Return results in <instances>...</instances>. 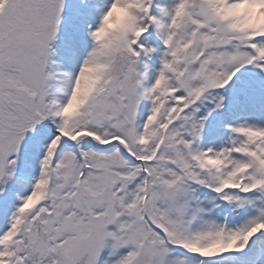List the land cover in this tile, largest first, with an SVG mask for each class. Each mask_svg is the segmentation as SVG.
<instances>
[{
  "label": "snow or ice",
  "instance_id": "snow-or-ice-1",
  "mask_svg": "<svg viewBox=\"0 0 264 264\" xmlns=\"http://www.w3.org/2000/svg\"><path fill=\"white\" fill-rule=\"evenodd\" d=\"M0 264H264V0H0Z\"/></svg>",
  "mask_w": 264,
  "mask_h": 264
}]
</instances>
